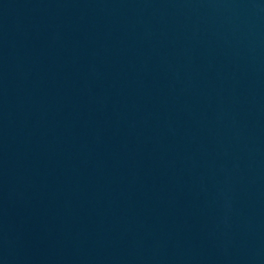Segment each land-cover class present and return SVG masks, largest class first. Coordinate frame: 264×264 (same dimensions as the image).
Wrapping results in <instances>:
<instances>
[{"label": "water", "instance_id": "obj_1", "mask_svg": "<svg viewBox=\"0 0 264 264\" xmlns=\"http://www.w3.org/2000/svg\"><path fill=\"white\" fill-rule=\"evenodd\" d=\"M0 264H264V0H0Z\"/></svg>", "mask_w": 264, "mask_h": 264}]
</instances>
